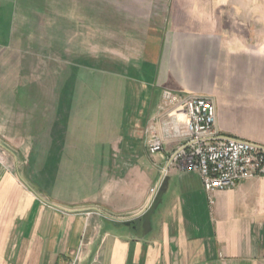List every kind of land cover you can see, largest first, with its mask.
Wrapping results in <instances>:
<instances>
[{
  "label": "crops",
  "instance_id": "crops-1",
  "mask_svg": "<svg viewBox=\"0 0 264 264\" xmlns=\"http://www.w3.org/2000/svg\"><path fill=\"white\" fill-rule=\"evenodd\" d=\"M55 9L112 27L61 100L17 60L38 53L15 26L54 25ZM165 90L210 98L220 134L264 146V0H0V264H264V176L208 194L174 145L148 152ZM18 116L38 127L30 177Z\"/></svg>",
  "mask_w": 264,
  "mask_h": 264
},
{
  "label": "built area",
  "instance_id": "built-area-1",
  "mask_svg": "<svg viewBox=\"0 0 264 264\" xmlns=\"http://www.w3.org/2000/svg\"><path fill=\"white\" fill-rule=\"evenodd\" d=\"M216 121L210 98L165 90L145 130L147 150L155 155L174 145L171 161L198 172L208 194L264 176V146L223 136Z\"/></svg>",
  "mask_w": 264,
  "mask_h": 264
},
{
  "label": "rangeland",
  "instance_id": "rangeland-1",
  "mask_svg": "<svg viewBox=\"0 0 264 264\" xmlns=\"http://www.w3.org/2000/svg\"><path fill=\"white\" fill-rule=\"evenodd\" d=\"M84 11L87 14L88 12L94 13L93 10ZM105 12H109V10H104V13ZM54 13L56 22L54 25H46L42 23L36 24L34 22L36 19H30L28 17L24 18L22 24L15 26L19 35H21L20 44L22 47H26L27 49L32 47V51H37L38 53V56L33 58V63L30 62L31 59L29 56L24 57L27 58L26 60L28 61H25L22 57H17V60L18 62H22L24 64L23 66L32 64L33 68H36V72H33L32 75H27L28 77L26 76V78L23 77V79L27 81V83L34 82L39 84L40 92L42 91L44 96L47 91V84H49V86L54 85L56 92L55 97L61 100L64 97L62 93L63 86H67L68 89V86L70 85L69 93L72 95V98H74L79 94L80 88L84 87L85 83H83V81L87 78L86 74H80V70L82 68L84 69V66L85 70L86 67H93L95 63L94 60H96L95 56L101 54V51L103 52L102 54H109L111 48L112 27L105 24L98 26L62 24V10L55 9ZM41 20L42 19L39 21L41 22ZM105 51H107V53H105ZM103 58L108 62H104L103 65H108L109 56L108 58L103 56ZM104 68H106V66ZM108 68L109 67L107 66V69ZM91 90L87 91L86 89L85 91L88 92L87 97L91 96L90 101L93 105L94 100L92 98L94 97L95 91L94 89ZM39 108L40 111H42V106L40 104ZM20 117H23L22 130L24 131V137L22 138L24 141L22 145L23 152L21 153L23 171L24 176L30 177L27 168L30 167L32 163L31 161H34L33 159L36 160L37 153H31L29 151L34 140L31 137H28V135L30 129H33L36 124L34 125L31 122V116H18V118ZM38 123L41 124L42 122L39 121ZM9 124H11V122ZM36 128L38 129L37 126ZM12 130H14L13 124ZM7 144L14 149V145ZM32 168L35 169L33 163ZM33 175L35 176V174ZM40 176L45 178V176ZM40 186L46 188L45 184ZM40 186L36 187L39 188ZM151 194L153 195L152 192Z\"/></svg>",
  "mask_w": 264,
  "mask_h": 264
}]
</instances>
